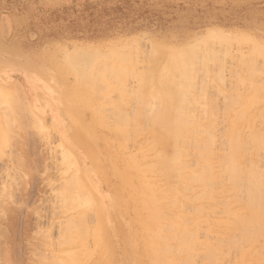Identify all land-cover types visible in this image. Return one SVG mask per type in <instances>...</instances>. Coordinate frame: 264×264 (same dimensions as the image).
I'll list each match as a JSON object with an SVG mask.
<instances>
[{
    "label": "rangeland",
    "instance_id": "374dc122",
    "mask_svg": "<svg viewBox=\"0 0 264 264\" xmlns=\"http://www.w3.org/2000/svg\"><path fill=\"white\" fill-rule=\"evenodd\" d=\"M49 78L62 82L70 98L51 89ZM16 87L33 110L25 108L28 117ZM57 110H68L64 120L76 134L77 123L91 125L99 162L86 149L73 154L62 144L52 122ZM173 119L184 122L174 124L178 136ZM179 134L203 143L188 147ZM263 136L264 0H0V264H264V205L256 206L264 202ZM183 148L167 180L165 158ZM226 158L247 177L229 175L234 167L229 172ZM255 166L262 183L251 173ZM79 167L97 173L95 180ZM190 172L204 182L191 181ZM253 179L258 191L247 186ZM185 185L190 191L180 193ZM254 190L258 198L248 208L243 199ZM99 191L109 224H120L123 236L104 231ZM254 221L262 224L256 230Z\"/></svg>",
    "mask_w": 264,
    "mask_h": 264
},
{
    "label": "bare ground",
    "instance_id": "6f19581e",
    "mask_svg": "<svg viewBox=\"0 0 264 264\" xmlns=\"http://www.w3.org/2000/svg\"><path fill=\"white\" fill-rule=\"evenodd\" d=\"M70 57H71V56H70ZM71 60H72V59H71ZM58 78H59V77H58ZM58 78H57V79H58ZM62 78H63V77H62ZM50 80H51V79L49 78V80L46 81V82L49 84V87H50L51 89L54 88L55 90H57V92L59 93V95H60V94L63 95V96H62V99H63V100L70 98V97H68V96H65V95L62 93L61 86H62V87L64 86V84H62V82H56V81H55V78H54V81H51V82H50ZM59 80H61V79H59ZM64 81H65V79H64ZM47 83H46V84H47ZM66 83H67V82H66ZM66 86H67V85H66ZM18 87H19V86H18ZM18 87H16V88L13 89V93L16 95V97H17L18 100H20V99L23 100V101H21L20 103L23 102L22 107H23L24 105H26V107H25V106L23 107L24 109H25V108H26V109L30 108L29 105H28L26 102H24V101H25V100H24L25 97L23 98L24 94L20 92V90H21V86L19 87L20 90H19ZM66 88H67V87H66ZM21 91H22V90H21ZM155 93H156V92H155ZM21 95H23V96H21ZM10 104H11V103H10ZM12 106H14V105H12ZM52 106H53V105H52ZM19 108H20V107H19ZM12 109H13V108H12ZM26 109H25L24 113H25V112H28V113H25V116H27V114H29L30 112L33 113V110H31V108L29 109V110H31L30 112H29V110L26 111ZM57 109H58V108H57ZM18 110H19V109H18ZM19 112H20V111H19ZM32 113H30V114H32ZM68 115H69L68 110H65V112H64V111H61V112H60V110H57L56 112H52V119H53L52 122H54V123H53L54 131L56 130V131L58 132V134L60 135V138H61V140H62V144L70 149V150H69L70 153H73V152L76 153L77 151H80L79 149H83L84 151H85V149H86V152L89 151V153H90L91 156L89 155L88 152H87V153H88V155H89L90 157H92V158L94 159V162H95V161H96V162H99L100 153H99V150H97L96 147H95L96 140H94V134H93L92 136H90V133H93V132H92V127H91V125L88 126L86 122H83V123H80V122H79V123H77L78 125H81V129H80V131L78 132V134H76L74 130H69L68 127H67V126L69 125V123H71V122H66V121L64 120ZM141 115H142V112H141ZM22 116H23V115H22ZM25 116H23V117H25ZM161 116H163V115H161ZM27 117H28V116H27ZM139 117H140V116H139ZM175 117H176V114H175ZM169 118H170V117H169ZM25 119H28V118H25ZM155 119H157V120H156L157 122H158V119H159V121H160V120L162 121V118L160 119L159 117H158V118H155ZM164 119H165V118H164ZM166 120H167V119H166ZM177 120H178V119H177ZM177 120L175 119V121H177ZM149 121H150V120H149ZM156 121H155V122H156ZM163 121H164V120H163ZM163 121H162V122H163ZM146 122H147V121H146ZM155 122H154V123H155ZM182 122H183V121H181V122L179 121L178 123L181 124ZM142 123L144 124V121H143ZM147 123H149V122H147ZM151 123H152V122H151ZM151 123H149V124H151ZM160 123H161V122H160ZM165 123H166V122H165ZM172 123H173L174 130H175V131L173 130V135H174V136H178V133H180V132H182V131H180V132L177 131V128H179V127H177V126H178V123H175V122H174V119H173ZM183 123H184V122H183ZM186 123L189 124V122H186ZM40 124H41V123H40ZM89 124H90V122H89ZM140 124H141V122H140ZM143 124H141V125H143ZM161 124H163V123H161ZM174 124L177 125V126H175ZM190 124L192 125V123H190ZM190 124H189V125H190ZM128 125H129V124H128ZM154 125H155V124H154ZM159 125H160V124H159ZM159 125H158V127H159ZM163 125H164V124H163ZM163 125H162V126H163ZM181 125H182V124H181ZM193 125H194V124H193ZM196 125H197V124H196ZM62 126H63V127H62ZM149 126H150V125H149ZM152 126H153V125H152ZM152 126H151V127H152ZM162 126H160V127H162ZM197 126H198V125H197ZM43 127H44V126H43ZM185 127H187V126H185ZM188 127H191V126H188ZM198 127H199V126H198ZM87 128H88V129H87ZM164 128H165V127H164ZM172 128H173V127H172ZM194 128H195V127H194ZM62 129H63V130H62ZM72 129H73V128H72ZM145 129H147V127H145ZM152 129H153V128H152ZM160 129H162V131H163L162 133L167 134V137H168V139H169V131H167L166 129H163V127L160 128ZM185 129H186V128H185ZM185 129H184V130H185ZM191 129H192V128H191ZM191 129L189 128V130H191ZM199 129H200V130H199ZM199 129L197 128V130H196V128H195V130L193 129L194 131H193V132L190 131V133H191V132H192V134H193L194 132H195V133H199V132H197L198 130H199V131H202V130H203V128H201V127H199ZM140 130L142 131V129H140ZM157 130H158V129H157ZM157 130H156V131H157ZM178 130H180V129H178ZM181 130H182V129H181ZM138 131H139V130H138ZM145 131H146V130H145ZM154 131H155V130H154ZM154 131H153V132H154ZM170 131H171V129H170ZM151 132H152V130H151ZM160 132H161V131L159 130V133H158V132H156V133L160 134ZM183 132H184V131H183ZM205 132H206V131H205ZM148 133H150V132H148ZM156 133L153 134V135L156 136V135H157ZM195 133H194L193 135H195ZM192 134H191V136H192ZM125 135H126V136L124 137V139H126V137H127V134H125ZM130 135H131V134H130ZM132 135H133V134H132ZM146 135H148V134H146ZM183 135H184V134H183ZM236 135H237V134H236ZM122 136H123V135H122ZM179 136H180V134H179ZM98 137H99V136H98ZM149 137H150V136H149ZM151 137H153V136L151 135ZM160 137H161V136H160ZM160 137H159V139H161ZM162 137H163V136H162ZM184 137H185V136H184ZM188 137H190V136H188ZM192 137H193V136H192ZM194 137H195V136H194ZM196 137H197V136H196ZM237 137H238V136H237ZM237 137H234V141H235V138H237ZM259 137H260V136H259ZM261 137H262V136H261ZM147 138H148V137H147ZM163 138H164V137H163ZM172 138H173V136H172ZM178 138H179V137H178ZM180 138L183 139V140H180L179 143H181V141H182V142H186V141L188 140V139H187V140L184 141V138H182V136H180ZM180 138H179V139H180ZM190 138H191V137H190ZM198 138H199V136H198ZM198 138H197V139H198ZM263 138H264V136H263ZM97 139H98V138H97ZM151 139H152V138H151ZM154 139H155V138H154ZM154 139H153V140H154ZM159 139H158V140H159ZM197 139H196V140H197ZM202 139H203V138H202ZM202 139H201V140H202ZM204 139H207V138H204ZM223 139H224V138H223ZM237 139H238V138H237ZM237 139H236V140H237ZM120 140H121V138H120ZM147 140H148V139H147ZM155 140H156V139H155ZM172 140H173V139H172ZM176 140H177V137H176ZM190 140H191V139H190ZM208 140H209V138H208ZM208 140H207V141H208ZM245 140H246V139H245ZM193 141H194V142H193ZM193 141H191V143L189 144V143H188L189 140H188V142H186L185 144L188 143L187 146H188V145H190V146H191V145L195 146V144H196V147H199L198 144H197V142H198V143H199V142H202V141H200V140L196 142L194 139H193ZM209 141H210V140H209ZM209 141H208V142L205 141V142L208 143V144H207L208 147H211L212 145L210 146L209 143H211V142H209ZM158 142H159V141H158ZM158 142H157V143H158ZM192 142H193V143H192ZM205 142H204V145H203L204 148L206 147ZM223 142H224V141H223ZM230 142H231V139H230L229 143H230ZM236 142H237V144H238V141H236ZM127 143H128V142H127ZM176 143H177V141H176ZM202 143H203V142H202ZM240 143H241V142H239V144H240ZM249 143H250V142H249ZM258 143H259V140H258ZM260 143H261V142H260ZM172 144H173V143H172ZM181 144H183V143H181ZM181 144H180V145H181ZM222 144H223V143H222ZM225 144H227V143H225ZM234 144H235V142H234ZM239 144H238V146H239ZM119 145H120V144H119ZM121 145H122V144H121ZM173 145H175V144H173ZM173 145H172V146H173ZM199 145H202V144H199ZM227 145H228V144H227ZM240 145H241V144H240ZM245 145H246V144H245ZM156 146H157V145H156ZM176 146H177V145H176ZM218 146H219V145H218ZM225 146H226V145H225ZM234 146H235V145H234ZM238 146H236V147H238ZM249 146H250V145H249ZM262 146H263V145H262ZM174 147H175V146H174ZM174 147H172V148H174ZM182 147H183V146H182ZM182 147L180 146V150H182ZM185 147H186V146H184V148H185ZM188 147H189V146H188ZM208 147H207V151H208V149H209V151H210L211 148H208ZM227 147H228V146H227ZM239 147H240V146H239ZM239 147H238V148H239ZM246 147H247V146H245L244 149H245L246 151H249V149L247 150ZM251 147H252V146H251ZM251 147H250V148H251ZM175 148H176V147H175ZM184 148H183V149H184ZM190 148H191V147H190ZM193 148H195V147H193ZM186 149H187V148H186ZM223 149H224V148H223ZM229 149L231 150L232 148L229 147ZM233 149H234V148H233ZM233 149H232V150H233ZM236 149H237V148H236ZM251 149H252V148H251ZM251 149H250V150H251ZM156 150H157V149H156ZM173 150H174V149H173ZM177 150H179V149H177ZM177 150H176V151L174 150L175 152L173 151L174 153H173L172 155L175 156V157H173V159L171 158L172 155H171L170 158H169L168 156H166V158H165V163L163 164V168H162V169H163V173H164L165 176H164L163 174H162V175H163L164 177H166L167 180L169 179V174H170L172 171L175 173V171L173 170L174 167H172V166L174 165L175 161H176L175 158L178 159V158H180V156H181V155L179 156V154H185V153H186V152L184 153L185 149L183 150V152H182V151H179L180 153L177 152ZM199 150H200V148H199ZM201 150H202V149H201ZM220 150H221V149H220ZM234 150H235V149H234ZM260 150H261V149H260ZM120 151H122V150H120ZM123 151H124V150H123ZM123 151H122V152H123ZM207 151H206V148H205V151H203V152H205V153H203V154H206ZM258 151H259V150H258ZM149 152H150V150H149ZM176 152L178 153V156H177V153H176ZM243 152H245V151H243ZM255 152H256V151H255ZM74 153H73V154H74ZM125 153H126V152H125ZM201 153H202V152H201ZM229 153H230V152H229ZM232 153H233V152H232ZM238 153H239V152H238ZM247 153H248V152H247ZM260 153H261V152H260ZM123 154H124V153H123ZM191 154H192V153H191ZM191 154H190V156H191ZM195 154H196V153H195ZM197 154H200V153H197ZM203 154H202V155H203ZM67 155H68V154H67ZM84 155H85V154H84ZM157 155L159 156V154H157ZM187 155H188V154H187ZM200 155H201V154H200ZM226 155H228V154H226ZM229 155L231 156L232 154H229ZM229 155L226 156V157H229ZM68 156H69V155H68ZM76 156H77V155H76ZM81 156H82V155H81ZM89 156H88V157H89ZM158 156H157V157H158ZM162 156H163V155H162ZM194 156H195V155H194ZM196 156H197V155H196ZM222 156H223V155H222ZM239 156H240V155H239ZM239 156H238V157H239ZM164 157H165V156H164ZM203 157L206 158V157H208V155H206V157H205V156H203ZM233 157H234V154H233ZM61 158H62V157H61ZM71 158H72V157H71ZM84 158H85V157H84ZM126 158H127V157H126ZM160 158H161V157H160ZM231 158H232V157H231ZM231 158H228V159H231ZM127 159H128V158H127ZM154 159H155V158H154ZM174 159H175V160H174ZM226 159H227V158H226ZM228 159H227V161H229V163H227V161H226V164L229 165V172H230V171L233 169V167H234V169L232 170V172H231L230 174H229V172H228V174L231 175V174H235L234 172H236V175H238V176H236V177H238V179L240 178L239 180L244 179L243 177L246 178L247 176H245V174H244V176H242V177L239 176V173H240V170H241V166H239L240 168H238V166H236L238 169L235 168L236 161H235V165H234V162H233L234 160L232 159V160H233V161H232V160H228ZM234 159H235V158H234ZM258 159H259V158H258ZM128 160H129V159H128ZM208 160H209V159H207V161H208ZM72 161H73V158H72ZM177 161H179V160H177ZM230 161H231V163H230ZM257 161H258V160H257ZM78 162H79V161H78ZM85 162H86V161H85ZM160 162H161V160H160ZM162 162H163V161H162ZM172 162H173V165H172ZM182 162H183V161H181L180 163H182ZM204 162H206V161H203V163H204ZM232 162H233V165L230 166V164H232ZM240 162H241V161H239V163H240ZM81 163H82V162H81ZM176 163H177V162H176ZM176 163H175V164H176ZM184 163H185V162H184ZM223 163H224V162H223ZM245 163H246V162H245ZM249 163H250V162H249ZM249 163H248V164H249ZM109 164H110V163H109ZM160 164H161V163H160ZM160 164H158V166H160ZM177 164H178V163H177ZM177 164H176V165H177ZM208 164H209V163H208ZM86 165H87V164H86ZM130 165H132V164H130ZM152 165H154V164H152ZM178 165H179V164H178ZM186 165H187V164H186ZM221 165H222V164H221ZM260 165H261V164H260ZM96 166H97V165H96ZM158 166H156V167H158ZM183 166H184V165H183ZM204 166H205V170H206V168H207V162L205 163ZM208 166L210 167V165H208ZM211 166H212V165H211ZM222 166H224V165H222ZM225 166H226V165H225ZM232 166H233V167H232ZM80 167H81V165H80ZM80 167H79V168H80ZM146 167H148V166H146ZM181 167H182V165H181ZM184 167H185V166H184ZM198 167H199V165H198ZM209 167H208V169H209ZM231 167H232V168H231ZM112 168H113V167H112ZM175 168H176L177 172H178L179 170H181V169H179V168H180L179 166H178V167L175 166ZM202 168H203V167L201 166V167H200V170H201ZM210 168H211V167H210ZM226 168H227V167H225V169H226ZM246 168H247V167H246ZM251 168H252V167H251ZM259 168H260V167H259ZM80 169H81L80 172L83 173V171H84V172L86 173V177H87L88 180H92V181L95 180V179H93V177H94V175L96 176L97 173L95 174V173L92 172V170H89V169H87V168H80ZM90 169H91V168H90ZM97 169H98V168H97ZM157 169H158V168H157ZM184 169H185V168H184ZM193 169H194V168H193ZM208 169H207V172H206V173H210V174H211V172H208V171H209ZM227 169H228V168H227ZM230 169H231V170H230ZM236 169H237L239 172H237ZM248 169H249V168H248ZM255 169H257L256 166L254 167L253 170H251V173L254 172V171H256ZM82 170H83V171H82ZM102 170H103V169H102ZM102 170L100 169L99 171L104 175L105 172L103 173ZM106 170H107V169H106ZM106 170H104V171H106ZM200 170H198V171L200 172ZM223 170H224V169H223ZM95 171H96V170H95ZM137 171H138V170H137ZM157 171H158V170H157ZM182 171H183V170H182ZM196 171H197V170H196ZM210 171H211V170H210ZM227 171H228V170H226L225 173H226ZM243 171H244V170H243ZM257 171H259V169H257ZM177 172H176V175L179 176V177L175 176V177H177L176 179L181 178V176H180L179 174H177ZM179 172H180V171H179ZM179 172H178V173H179ZM191 172H192V171H191ZM191 172H190V173H191ZM193 172H194V171H193ZM204 172H205V171H204ZM223 172H224V171H223ZM245 172H246V171H245ZM260 172H262V171H260ZM260 172H259V173H258V172H257V173L254 172V173H256V174H253V177H254V175H255V177L257 176V174L259 175V176L256 177V179L259 178V177L261 178V180H260V178H259V180L257 179L259 182H261V181L263 180V179H262V178H263V177H262L263 174H261V176H260ZM159 173H160V172H159ZM180 173H181V172H180ZM184 173H185V171H184ZM201 173H202V171H201ZM213 173H214V170H213ZM247 173H248V172H247ZM247 173H246V174H247ZM83 174H84V173H83ZM191 174H192V173H191ZM196 174H197V173L192 174L193 178L191 179V181L194 180V177L196 178L195 180L200 179V178H197L199 175L197 174V175H198V176H197ZM242 174H243V172L241 171V174H240V175H242ZM249 174H250V170H249V173H248L247 175H249ZM73 175H74V174H73ZM157 175H159V174H157ZM201 175H202V174H201ZM205 175H206V174H205ZM205 175H203V176H205ZM251 175H252V174H251ZM251 175H249L248 177H251ZM75 176H76V174H75ZM81 176H82V175H81ZM163 176H162V177H163ZM190 176H191V175H190ZM190 176L188 175V177H190ZM192 176H191V177H192ZM203 176H202L201 178H203ZM212 176H213V175H212ZM226 176H227V174H226ZM231 176H232V175H231ZM231 176H229V178H233V177H231ZM233 176H234V175H233ZM130 177H131V179H132V176H130ZM146 177H147V176H146ZM173 177H174V176H173ZM175 177H174V179H175ZM185 177H186V176H185ZM185 177H184V178H185ZM208 177H209V176H208ZM234 177H235V176H234ZM236 177H235V178H236ZM255 177H254V178H255ZM170 178H171V177H170ZM218 178H219V177H218ZM78 179H79V178H78ZM163 179H164V178H163ZM172 179H173V178H172ZM176 179H175V180H176ZM181 179H183V178H181ZM238 179H236V180H238ZM256 179H253V180H255V181H253V182H254V183L256 182V184L258 185L259 182H257ZM127 180H129V179L127 178ZM138 180H139V178H138ZM164 180H165V179H164ZM175 180H174V181H175ZM188 180H189V182H190V179H188ZM204 180H205V179H204ZM204 180H201V179H200L201 182H204ZM206 180H207V179H206ZM214 180H215V178H214ZM216 180H217V179H216ZM216 180H215V182H214V181H213V182H214V183H216V182H217V183H220V181H221V180H219V182H218V181H216ZM226 180H228V179L226 178ZM232 180H233V181H232ZM232 180H231L232 183H233L232 185L235 186V184H236L237 182L234 184V181H236V180H234V178H233ZM76 181H77V180H76ZM78 181H79V180H78ZM124 181H125V180H124ZM130 181H132V180H130ZM161 181H162V180H161ZM177 181H178V180H176V182H177ZM229 181H230V180H229ZM247 181H248V178H247L246 182H247ZM251 181H252V180H250V182H249V183H251V184H249V185H247V184H243V186L245 187V185H247V186L250 187V185H251V188H252V186H253L252 190L256 187V189H257L256 191H258V188H257V187H260V184H261L262 182L259 184V186H256V185L254 186V185H253V182H251ZM88 182H89V181H88ZM178 182H179V181H178ZM178 182H177V184H178ZM221 182H222V181H221ZM238 182H239V184H240V183L242 184V182H240V181H238ZM83 183H84V182H83ZM164 183H165V182H164ZM180 183H181V182H180ZM180 183H179V184H180ZM193 183H195V181H194ZM196 183H198V181H197ZM243 183H244V181H243ZM247 183H248V182H247ZM130 184H131V182H130ZM149 184H150V183H149ZM152 184H153V183H152ZM173 184H174V183H173ZM182 184H183V183H182ZM185 184H188V183L186 182ZM200 184H201V183H200ZM205 184H208V183L206 182ZM209 184H210V183H209ZM226 184H227V183H226ZM241 184H240V185H241ZM131 185H133V183H132ZM135 185H136V184H135ZM135 185H134V186H135ZM139 185H140V183H139ZM141 185H142V184H141ZM161 185H162V184H161ZM183 185H184V184H183ZM202 185H203V184H202ZM202 185H201V186H202ZM261 185H262V186H261V188H259V189H261V190L263 189V190H264V188H263L264 185H263V184H261ZM142 186H143V185H142ZM164 186H165V185H164ZM171 186H172V184H171ZM173 186H174V185H173ZM180 186H181V184H180ZM180 186H178V187L180 188ZM187 186H188V185H185L186 188H184V186H182V188H181L180 190L182 191L183 189H185V191H186V190H189V191H190L189 188H191V187H192L191 189H193V184H192V186L189 187L188 189H187ZM206 186H207V185H206ZM226 186H227V185H226ZM237 186H239L238 183H237ZM247 186H246V187H247ZM93 187H94V186H93ZM130 187H131V186H130ZM138 187H139V186H138ZM158 187H159V186H158ZM160 187H161V186H160ZM160 187H159V188H160ZM174 187H175V186H174ZM240 187H241V186H240ZM246 187H245V188H246ZM179 188L177 189V191L179 190ZM207 188H208V191H209V187H206L205 189H207ZM171 189H172V188H171ZM203 189H204V185H203ZM233 189H234V188H233ZM248 189H249V188H248ZM248 189H247V190H248ZM165 190H166V189H165ZM175 190H176V189H175ZM175 190H172V191L174 192ZM234 190H236V188H235ZM241 190H242V189H241ZM241 190H239V191L237 190L238 193H240ZM249 190H251V189H249ZM252 190H251V191H252ZM261 190H259V193H260V192H261V193L263 192V193H262L261 195L259 194V199H261L260 197H261L262 195L264 196V191H261ZM251 191H248V192H249V195L251 194V193H250ZM192 192H193V191H192ZM205 192H206V191H205ZM225 192H226V191H225ZM245 192H246V190H245ZM253 192H254V194H252L253 197H251L252 195H250L249 198L247 197V198H244V199H243V200H245V199L249 200V201L246 200V204H247V202H248V204H247L246 207H248L249 205H251V204H249V203H250V200H253L254 197H257V198H258V195H256L258 192H257L256 194H255V190H254ZM161 193H162V192H161ZM174 193H175V192H174ZM180 193H183V191L180 192ZM196 193H197V192H196ZM207 193H208V192H207ZM207 193H206V194H207ZM216 193H217V192H216ZM221 193H222V192H221ZM97 194H98V195H97V196H98V199H97L98 202H96V201H95V202L98 203V210H99V214H100V215H98V216H99L100 221H101V220L103 221V229H104V231H106L107 236H108V234H109V235L111 234V235H112L111 237H113V234H114V235H118V236H123L122 232L119 231V230H120V228H119V227H120V224H116L115 226H114V223H115V222H114L113 224H112V223L109 224V220H111V218H110V216H108L107 212H105L106 210L104 209V206H102V205L105 204V203H104V200H105V199L103 200V198H101V196L99 195V194H100V191H99V193L97 192ZM206 194H205V195H206ZM209 194H210V193H208V195H209ZM242 194H244V192H242ZM246 194H248V193L246 192ZM246 194H245V195H246ZM147 195H148V194H147ZM150 195H153V194H150ZM170 195H171V194H170ZM178 195H179V194H178ZM178 195L175 194L174 197H175V196H178ZM184 195H186V194H184ZM196 195H197V194H196ZM198 195H199V194H198ZM203 195H204V194H203ZM203 195L200 194V199H201V197H202ZM232 195H233V194H232ZM237 195H238V194H237ZM240 195H241V194H240ZM240 195H239V196H240ZM254 195H256V196H254ZM167 196H169V195H167ZM243 196H244V195H243ZM179 197H180V195H179ZM179 197H178V198H179ZM194 197H195V196H194ZM196 197H197V196H196ZM206 197H207V195H206ZM210 197H211V196H210ZM230 197H231V196H230ZM139 198H140V196H139ZM178 198H177V199H178ZM207 198H208V197H207ZM228 198H229V197H228ZM251 198H253V199H251ZM90 199H91V198H90ZM145 199H146V198H145ZM155 199H156V198H154V201L157 200V199H156V200H155ZM169 199H171V198H169ZM185 199H186V198H185ZM187 199H188V198H187ZM191 199H193L194 201H196V200H195L196 198H195V199H194V198H190V200H191ZM198 199H199V198H198ZM231 199H232V198H231ZM102 200H103V201H102ZM111 200H112V203H111V204H113V206H114L115 208H118L117 205H118V202H119V204H120V200H118L117 198H114V197L111 198ZM150 200H151V199H150ZM150 200H149V201H150ZM207 200H208V199H207ZM222 200H223V199H222ZM261 200H262V201L264 200L263 197H262ZM91 201H93V200L91 199ZM122 201H123V200H122ZM139 201H140V200H139ZM152 201H153V200H152ZM183 201H184V200H183ZM224 201H225V200H224ZM227 201H228V200H227ZM253 201H254V200H253ZM258 201H260V200H258V199L256 200V199H255V203L258 202ZM150 202H151V201H150ZM178 202H179V201H178ZM240 202H242V201H240ZM243 202H244V201H243ZM161 203H162V202H161ZM167 203H168V202H167ZM170 203L173 204L174 202H173V201H172V202L169 201L168 204H170ZM187 203H188V202H187ZM251 203H252V202H251ZM255 203L253 202L252 205L255 204ZM259 203L261 204V206H262V203H263V205H264V202H261V201H260V202L256 203V204H257V205H256L257 207L260 206ZM177 204H178L179 206L181 205L180 203H177ZM246 204H245V205H246ZM258 204H259V206H258ZM215 205H216V204H215ZM245 205H244V206H245ZM150 206H151V205H150ZM165 206H166V204H165ZM242 206H243V205H242ZM254 206H255V205H254ZM256 206H255V207H256ZM261 206H260V209L258 208L259 210H261ZM153 207H154V206H153ZM168 207H170V206L168 205ZM249 207L253 208V206H249ZM249 207H248V208H249ZM262 207H263V209H264V206H262ZM147 208H148V209H147V211H148V210H149V207L147 206ZM179 208H181V207H179ZM179 208H178V209H179ZM225 208H226V207H225ZM152 209H153V208H152ZM154 209H155V207H154ZM181 209H182V208H181ZM246 209H247V208H246ZM156 210H158V209H156ZM168 210H169V209H167V210L165 211V213H166ZM194 210H195V209H194ZM196 210H198V209H196ZM259 210H258V211H259ZM160 211H161V210H160ZM169 211H170V210H169ZM169 211H168V212H169ZM242 211H243V210H242ZM168 212H167V213H168ZM177 212H178V211H177ZM199 212H200V211H199ZM225 212H228V210H225ZM225 212H224V213H225ZM262 212H263V210H262ZM146 213H147V212H146ZM175 213H176V212H175ZM175 213H174V214H175ZM243 213H244V212H243ZM247 213H248V212H247ZM252 213H253V212H252ZM252 213L249 214V215H250L249 218H252V217H251ZM263 213H264V212H263ZM263 213H262V214H263ZM151 214H152V218H156V212H155V211L153 212V211L151 210ZM157 214H158V212H157ZM161 214H162V213H161ZM225 214H226V213H225ZM227 214H228V213H227ZM256 214H257V213H256ZM258 214H260V213H258ZM262 214H260V215H262ZM247 215H248V214H246V216H245V220H246ZM254 215H255V214H254ZM260 215H259V216H260ZM263 215H264V214H263ZM172 216H175V215H172ZM157 217H158V215H157ZM225 217H226V216H225ZM260 217L263 218V216H260ZM150 218H151V217H150ZM150 218L148 219V221L150 220ZM160 218H161V217H160ZM183 218H185V217H183ZM173 219L175 220L176 218H172V220H173ZM255 219H256V218H255ZM164 220H165V219H164ZM172 220H171V221H172ZM184 220H185V219H184ZM225 220H226V219H225ZM247 220H248V219H247ZM252 220H253V218H252ZM252 220H250V221H252ZM262 220H263V219H262ZM157 221H158V220H157ZM168 221H169V220H168ZM171 221H170L169 223H171ZM180 221H182V219H181ZM233 221H234V219H233ZM254 222H255V224H254L253 228L255 227V229H253V228H251V229L256 230V228H258V226H260V224H261L260 222H261V221H260V222L258 221L257 224H256V221H254ZM161 223H162V222H161ZM190 223H191V222H190ZM246 223H247V221H246ZM258 223H260V224L258 225ZM172 224H173V223H172ZM192 224H193V223H192ZM238 224H239V223H238ZM249 224H251V223L248 222L247 225H249ZM150 225H152V226L154 227V225H156V220H155V221H154V219H153V221L151 220ZM150 225H149V226H150ZM160 225H161V224H160ZM160 225H159V226H160ZM244 225H245V224H244ZM244 225H243V226H244ZM255 225H256V226H255ZM261 225H262V224H261ZM143 226H144V225H143ZM249 226H250V225H249ZM166 227H167V226H166ZM169 227H170V226H169ZM172 227H173V225H172ZM218 227H219V226H218ZM245 227H246V225H245ZM251 227H252V226H251ZM144 228H145V227H144ZM148 228H149V227H148ZM157 228H158V227H157ZM160 228H163V227H160ZM241 228H242V227H241ZM249 228H250V227H249ZM259 228H260V227H259ZM165 229H166V228H165ZM170 229L172 230V228H169V230H170ZM260 229H261V231H262V230L264 229V226H263V229H262V228H260ZM260 229H259V230H260ZM157 230H158V229H157ZM169 230H168V231H169ZM171 230H170V231H171ZM257 230H258V229H257ZM259 230H258V231H259ZM150 231H152V229H150ZM164 231H166V230H164ZM242 231H243V233H244V229H243ZM247 231H248V230H247ZM166 232H167V231H166ZM172 232H173V230H172ZM245 232H246V231H245ZM250 232H251V230H249L248 233L250 234ZM263 232H264V230H263ZM149 233H150V232H146L145 236H148V235L152 234V233H150V234H149ZM170 233H171V232H170ZM185 233H186V232H185ZM191 233H192V232H191ZM191 233H190V234H191ZM196 233H197V231H196ZM261 233H262V232H261ZM188 234H189V233H188ZM249 234H248V235H249ZM251 234H252V233H251ZM153 235H154V233H153ZM156 235H157V234H156ZM182 235L185 236L184 233H182ZM182 235H181V236H182ZM194 235H196V234H194ZM194 235H193V233H192V236H194ZM253 235H254V234H253ZM186 236H187V233H186ZM189 236H191V235H189ZM192 236H191V238H192ZM243 236H245V235H243ZM251 236H252V235H251ZM254 236H255V235H254ZM263 236H264V235H263ZM157 237H158V236H157ZM195 237H196V236H195ZM234 237H235V236H234ZM234 237H231V238H233V240H235L237 237H236V238H234ZM257 237H258V235H257ZM108 238H109V237H108ZM146 238H147V237H146ZM151 238H153V237L151 236ZM158 238H159V237H158ZM168 238H169V237H168ZM239 238H240V236H239ZM239 238H238V239H239ZM147 239H148V238H147ZM174 239H176V236H175ZM174 239H173V240H174ZM187 239H188V238H187ZM187 239H186V240H187ZM189 239H190V238H189ZM240 239H241V238H240ZM152 240H153V239H152ZM192 240H193V238H192ZM233 240H231V241H232L233 243H235V241H233ZM252 240H253V239H252ZM176 241H178V240H176ZM182 241L185 242V240H182ZM188 241H190V240H188ZM224 241H225V240H224ZM184 242H179V243H182V244H183ZM219 242H220V239H219ZM239 242H240V244H241V240H240ZM242 242H243V241H242ZM163 243H164V242H163ZM177 243H178V242H177ZM227 243H228V241H227ZM233 243H232V244H233ZM244 243H245V242H244ZM247 243H248V242H247ZM182 244H181V245H182ZM222 244H223V243H222ZM238 244H239V243H238ZM233 245H234V247H235L236 244H233ZM190 246H192V245H190ZM197 246H198V245H197ZM230 246H231V245H230ZM237 246H239V245H237ZM170 247H171V246H170ZM170 247H169V248H170ZM193 247H194V246H192V248H193ZM169 248H166V247H165V249H166V250H164L165 253H167L166 251H167V249H169ZM237 248H238V247H237ZM208 249H209V248H208ZM242 249H243V248H242ZM154 250H156V248H155ZM195 250H196V248H195ZM205 250H206V249H205ZM212 250H214V249L212 248ZM212 250H211L210 252H212ZM162 252H163V250H162ZM261 252H262V251H261ZM160 253H161V252H160ZM254 253H255V252H254ZM161 254H162V253H161ZM255 255H256V254H255ZM210 257H211V256H210ZM210 257H209V259H211ZM194 258H195V257H194ZM190 261H193V260H190ZM190 261H189V263H190ZM208 261H209V260H208ZM212 261H213V260H212ZM186 262H188V261H186ZM186 262H185V263H186ZM214 262H216V261H214ZM186 264H188V263H186ZM210 264H211V263H210Z\"/></svg>",
    "mask_w": 264,
    "mask_h": 264
},
{
    "label": "trees",
    "instance_id": "16d2710c",
    "mask_svg": "<svg viewBox=\"0 0 264 264\" xmlns=\"http://www.w3.org/2000/svg\"><path fill=\"white\" fill-rule=\"evenodd\" d=\"M119 9H121V8H119ZM111 10L114 11V9H111ZM106 12H107V14H109L108 11H106ZM99 16H100V15H99ZM106 16H107V15H106ZM96 17H98V14L95 13V11L92 12V13H89V14H88V18H90V22H92V23L98 21ZM109 20H110V19H109ZM109 20L107 21V23L110 22ZM111 20H112V19H111ZM106 30H107V29H106ZM106 30H105V31H106ZM96 31H99V30L97 29Z\"/></svg>",
    "mask_w": 264,
    "mask_h": 264
},
{
    "label": "crops",
    "instance_id": "0c3cea01",
    "mask_svg": "<svg viewBox=\"0 0 264 264\" xmlns=\"http://www.w3.org/2000/svg\"><path fill=\"white\" fill-rule=\"evenodd\" d=\"M35 108V107H34Z\"/></svg>",
    "mask_w": 264,
    "mask_h": 264
}]
</instances>
